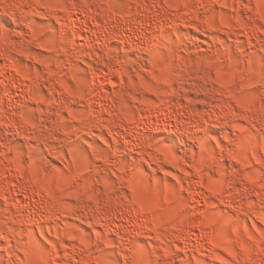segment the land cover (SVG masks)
I'll return each instance as SVG.
<instances>
[{"label": "clouds", "instance_id": "9594fccd", "mask_svg": "<svg viewBox=\"0 0 264 264\" xmlns=\"http://www.w3.org/2000/svg\"><path fill=\"white\" fill-rule=\"evenodd\" d=\"M0 264H264V0H0Z\"/></svg>", "mask_w": 264, "mask_h": 264}]
</instances>
